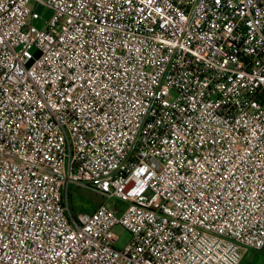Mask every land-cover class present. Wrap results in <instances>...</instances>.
Returning <instances> with one entry per match:
<instances>
[{
  "label": "built area",
  "instance_id": "built-area-1",
  "mask_svg": "<svg viewBox=\"0 0 264 264\" xmlns=\"http://www.w3.org/2000/svg\"><path fill=\"white\" fill-rule=\"evenodd\" d=\"M263 247L264 0H0V264Z\"/></svg>",
  "mask_w": 264,
  "mask_h": 264
},
{
  "label": "rangeland",
  "instance_id": "rangeland-1",
  "mask_svg": "<svg viewBox=\"0 0 264 264\" xmlns=\"http://www.w3.org/2000/svg\"><path fill=\"white\" fill-rule=\"evenodd\" d=\"M33 5L32 3L30 4ZM34 11L37 13L38 18L32 20V24L40 29L44 26L45 21L50 15V10L41 4H35L33 6ZM30 51H34V47L30 48ZM69 205L72 212L75 211H89L95 205L98 196L90 188L84 186H70L69 188ZM112 200L110 199L109 202ZM113 231L118 236V241L115 242V246L119 247L128 237L127 232L119 226H116ZM245 256L241 258L238 264H263L264 255L260 252L247 249L244 252Z\"/></svg>",
  "mask_w": 264,
  "mask_h": 264
},
{
  "label": "crops",
  "instance_id": "crops-1",
  "mask_svg": "<svg viewBox=\"0 0 264 264\" xmlns=\"http://www.w3.org/2000/svg\"><path fill=\"white\" fill-rule=\"evenodd\" d=\"M96 198H97V201H96L95 205H96L97 203H99L100 201L103 200L100 196H96ZM95 205H94V206H95ZM94 206H93V207H94ZM93 207H92V208H93ZM89 211H90V210H89ZM75 212H77V211H75ZM253 251H254V250H253ZM257 252H260V253H262V254L264 255V247H263L261 250H258ZM243 256H245V254H243ZM243 256H242V257H243ZM263 264H264V262H263Z\"/></svg>",
  "mask_w": 264,
  "mask_h": 264
}]
</instances>
